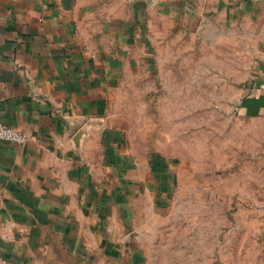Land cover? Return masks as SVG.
<instances>
[{
    "label": "crops",
    "instance_id": "1",
    "mask_svg": "<svg viewBox=\"0 0 264 264\" xmlns=\"http://www.w3.org/2000/svg\"><path fill=\"white\" fill-rule=\"evenodd\" d=\"M220 46L238 113L264 114V0H0V123L30 136L0 141V264L121 260L111 221L172 183L160 150L129 142L123 111L153 99L162 71L218 87Z\"/></svg>",
    "mask_w": 264,
    "mask_h": 264
},
{
    "label": "rangeland",
    "instance_id": "2",
    "mask_svg": "<svg viewBox=\"0 0 264 264\" xmlns=\"http://www.w3.org/2000/svg\"><path fill=\"white\" fill-rule=\"evenodd\" d=\"M234 66L220 46L218 87L205 86L210 72L162 71L153 99L123 111L132 146L145 137L169 160L171 189L161 201L153 183L129 199L130 222L110 224L129 249L93 264H264V114L238 113Z\"/></svg>",
    "mask_w": 264,
    "mask_h": 264
},
{
    "label": "built area",
    "instance_id": "3",
    "mask_svg": "<svg viewBox=\"0 0 264 264\" xmlns=\"http://www.w3.org/2000/svg\"><path fill=\"white\" fill-rule=\"evenodd\" d=\"M29 139L30 136L26 132L13 128L5 123H0V141L22 144ZM5 235L7 236V233Z\"/></svg>",
    "mask_w": 264,
    "mask_h": 264
},
{
    "label": "trees",
    "instance_id": "4",
    "mask_svg": "<svg viewBox=\"0 0 264 264\" xmlns=\"http://www.w3.org/2000/svg\"><path fill=\"white\" fill-rule=\"evenodd\" d=\"M151 165L152 168L156 173L163 172L164 173V166H162V159L158 154H153L151 158Z\"/></svg>",
    "mask_w": 264,
    "mask_h": 264
}]
</instances>
